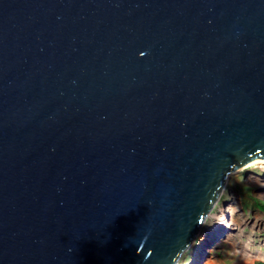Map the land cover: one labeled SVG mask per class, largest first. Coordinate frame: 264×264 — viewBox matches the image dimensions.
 Masks as SVG:
<instances>
[{"label":"water","instance_id":"95a60500","mask_svg":"<svg viewBox=\"0 0 264 264\" xmlns=\"http://www.w3.org/2000/svg\"><path fill=\"white\" fill-rule=\"evenodd\" d=\"M264 159V0H0V264H176Z\"/></svg>","mask_w":264,"mask_h":264},{"label":"rangeland","instance_id":"374dc122","mask_svg":"<svg viewBox=\"0 0 264 264\" xmlns=\"http://www.w3.org/2000/svg\"><path fill=\"white\" fill-rule=\"evenodd\" d=\"M243 192L264 201V160L229 176L197 239L176 264H207L210 259L215 264H245L249 253L254 256L252 264L264 261V211L252 205V200L246 202ZM223 211L227 217L220 232L214 215Z\"/></svg>","mask_w":264,"mask_h":264},{"label":"bare ground","instance_id":"6f19581e","mask_svg":"<svg viewBox=\"0 0 264 264\" xmlns=\"http://www.w3.org/2000/svg\"><path fill=\"white\" fill-rule=\"evenodd\" d=\"M264 159H255L254 161H251L250 163H249V165H251V164H254V163H258V162H262ZM214 216H216V218L218 217V223H217V225H218V227H220V232H221V230L223 229V226H224V221H225V219H226V217H227V215H226V212L225 211H223L222 213H219L218 215H217V213L214 215ZM217 227V228H218ZM192 245V244H191ZM190 245V246H191ZM189 246V247H190ZM189 247H188V249H189ZM187 249V250H188ZM253 261H254V256L253 255H251V253H249V254H247V258H246V260H245V264H252L253 263ZM206 263L207 264H215V261H213V260H207L206 261Z\"/></svg>","mask_w":264,"mask_h":264},{"label":"trees","instance_id":"16d2710c","mask_svg":"<svg viewBox=\"0 0 264 264\" xmlns=\"http://www.w3.org/2000/svg\"><path fill=\"white\" fill-rule=\"evenodd\" d=\"M242 196L246 198V202H249L247 199L252 200V205L256 206L257 208L264 211V201L258 199L257 197H254L251 192H243ZM250 203V202H249ZM248 206V204L246 203ZM255 264H264V261H257Z\"/></svg>","mask_w":264,"mask_h":264}]
</instances>
